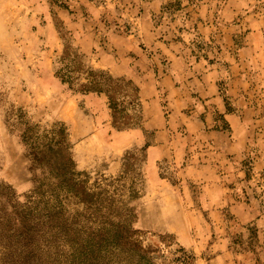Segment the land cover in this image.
I'll list each match as a JSON object with an SVG mask.
<instances>
[{"label":"rangeland","instance_id":"1","mask_svg":"<svg viewBox=\"0 0 264 264\" xmlns=\"http://www.w3.org/2000/svg\"><path fill=\"white\" fill-rule=\"evenodd\" d=\"M64 3L69 10L0 0V184L14 192L0 195V219L32 196L82 236L112 223L136 231L140 248L109 250L103 264H264V0ZM67 47L140 89L135 99L120 82L115 95L132 127L114 126L105 94L62 82ZM205 76L216 81L213 92ZM204 99L213 101L214 133L196 128L190 151L159 161L156 176L143 149L154 128L190 133L176 114L200 118ZM217 99L240 122L231 153L234 131ZM69 171L82 182L79 194ZM63 244L47 242L52 258H64ZM4 248L0 238V259Z\"/></svg>","mask_w":264,"mask_h":264},{"label":"trees","instance_id":"2","mask_svg":"<svg viewBox=\"0 0 264 264\" xmlns=\"http://www.w3.org/2000/svg\"><path fill=\"white\" fill-rule=\"evenodd\" d=\"M49 1L52 6L69 10L68 5L64 3L65 0ZM84 58L86 56L80 54L78 50L67 47L62 55L63 65L57 71V75L64 84L72 87L79 85L77 90L81 93L105 94L113 112L114 126L119 130L132 127L128 118L119 117L127 109L122 107L125 101L119 103L115 95L119 92L120 82L126 83V86L132 89L135 99H138L140 89L131 80L116 81L105 72L96 71L85 64ZM83 80L86 82L81 83ZM147 147L148 144L143 149L146 151ZM69 161L72 163L70 159ZM70 175L76 190L75 194H79L83 188L82 182L76 178L75 172H70ZM82 192L92 200V194L87 193L86 190ZM1 194L6 195L10 200L14 197L12 187L3 184H0ZM30 198L25 205H13V212L8 222L0 219V238L5 242V252L1 256L0 264H103L102 262L110 260L107 259L109 250L132 251L140 248L136 239L137 233L131 227L112 223L108 228L89 231L85 237L80 232L76 233V230H73L75 224H70L68 219L60 218V213L56 210L48 209L45 214L42 213L40 204L44 201L32 196ZM85 203L89 208L94 204L93 201H85ZM48 233L52 234L49 240H57L61 245L63 242V245L69 248L64 258L60 259L59 253L54 258L51 257L46 245L49 241L46 236ZM186 259L189 257L186 256Z\"/></svg>","mask_w":264,"mask_h":264},{"label":"crops","instance_id":"3","mask_svg":"<svg viewBox=\"0 0 264 264\" xmlns=\"http://www.w3.org/2000/svg\"><path fill=\"white\" fill-rule=\"evenodd\" d=\"M206 78L207 76L203 77V82L205 83L203 84L202 82V84L204 87L211 89V91L213 92L216 87V81L207 82ZM162 81L168 87L170 86V88L176 92L177 86L173 82H171L172 80L168 79L167 77L165 78L163 77ZM177 90H182V88L177 89ZM205 100H206L205 104L204 102H202L201 104L202 109L200 110V115H201L200 118L196 117V113L194 111L186 112V116H184L186 117V119L183 117L182 113L176 114V118H177L176 121H180V124L182 123L185 124L188 127V130L190 131V133L186 132L185 134H181V133L173 132V131H164V132L158 131L156 128H154L153 124L155 123L156 120L159 119V113L157 111L152 113V117L154 118L152 119V128L155 129V132H154L155 134H154V140L152 141V146L148 147L147 152H148V162L149 163L152 162V168H154L152 169V172H154L155 175L158 174V171L155 170V168L159 161L164 160L168 157H175L178 155V153H183L185 155L186 153L190 151L189 149L191 147V142H192V139L194 138L193 135H195L193 132L196 131V128H198V131H200L202 134H208L209 132L207 131H211L212 133H214L213 130L215 129L214 128L215 118L212 112L207 111V108H206L207 104L210 105L212 104L213 101L204 99V101ZM222 104L223 103H221L220 100L217 99V104H215V108L219 113L224 112L225 120L227 124L234 131L232 133V136L235 140H232L230 137H228L229 143L227 145V149L224 147L228 153H231L232 150L237 147L238 142L236 138V133H241V126H240V122L234 115L225 113L224 104L223 105ZM168 117H170V115ZM217 133H220V132H217ZM211 142L212 140H210V143ZM215 144L216 143H214V145ZM214 145L212 144V146Z\"/></svg>","mask_w":264,"mask_h":264}]
</instances>
